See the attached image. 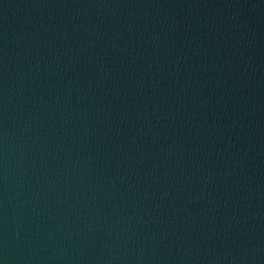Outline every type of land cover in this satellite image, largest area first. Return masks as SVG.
Masks as SVG:
<instances>
[{
    "label": "water",
    "instance_id": "water-1",
    "mask_svg": "<svg viewBox=\"0 0 264 264\" xmlns=\"http://www.w3.org/2000/svg\"><path fill=\"white\" fill-rule=\"evenodd\" d=\"M0 264H264V0H0Z\"/></svg>",
    "mask_w": 264,
    "mask_h": 264
}]
</instances>
